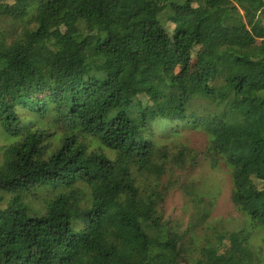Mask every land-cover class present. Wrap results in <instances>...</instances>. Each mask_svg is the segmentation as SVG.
Segmentation results:
<instances>
[{
    "label": "trees",
    "instance_id": "16d2710c",
    "mask_svg": "<svg viewBox=\"0 0 264 264\" xmlns=\"http://www.w3.org/2000/svg\"><path fill=\"white\" fill-rule=\"evenodd\" d=\"M0 139V264H264V0H0Z\"/></svg>",
    "mask_w": 264,
    "mask_h": 264
},
{
    "label": "rangeland",
    "instance_id": "374dc122",
    "mask_svg": "<svg viewBox=\"0 0 264 264\" xmlns=\"http://www.w3.org/2000/svg\"><path fill=\"white\" fill-rule=\"evenodd\" d=\"M170 41L173 42V38L170 37ZM177 72H181V67L177 68ZM191 144H196V146H200L203 141L205 140L202 134L192 132L189 135ZM3 141L0 139V145H3ZM214 175H211V178H213ZM219 181V180H218ZM222 186V194L219 198L218 205L215 210L214 215L222 216V217H228L230 214H233V205L230 202L229 199V191H228V179H226V183L220 182ZM227 185V186H226ZM183 203V197L180 192H177L173 194L170 198L167 200V208L168 212H171L173 215H182L181 210L183 209L182 206ZM231 214V215H232ZM256 236H254L253 239V248L254 250H260L262 254H264V233L262 231H255Z\"/></svg>",
    "mask_w": 264,
    "mask_h": 264
}]
</instances>
